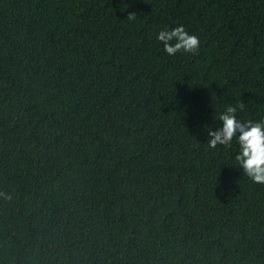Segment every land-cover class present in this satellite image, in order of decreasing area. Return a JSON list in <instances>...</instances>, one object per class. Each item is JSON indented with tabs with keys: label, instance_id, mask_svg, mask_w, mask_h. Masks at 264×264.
I'll return each instance as SVG.
<instances>
[{
	"label": "trees",
	"instance_id": "obj_1",
	"mask_svg": "<svg viewBox=\"0 0 264 264\" xmlns=\"http://www.w3.org/2000/svg\"><path fill=\"white\" fill-rule=\"evenodd\" d=\"M240 101L264 0H0V264H264V185L207 145Z\"/></svg>",
	"mask_w": 264,
	"mask_h": 264
},
{
	"label": "clouds",
	"instance_id": "obj_2",
	"mask_svg": "<svg viewBox=\"0 0 264 264\" xmlns=\"http://www.w3.org/2000/svg\"><path fill=\"white\" fill-rule=\"evenodd\" d=\"M129 20L136 18L135 13H130ZM163 44L164 52L169 56L183 52L196 54L200 48L198 36L189 34L183 26L171 30H161L157 36ZM243 101L236 106H227L220 114L219 121L222 127L219 130H209L210 140L208 146L215 149L218 145L231 147L233 139L237 140L239 153L235 156L239 168L253 183L264 185V120L259 122H242L237 118L238 110H242ZM0 199L9 201L10 193L0 191Z\"/></svg>",
	"mask_w": 264,
	"mask_h": 264
}]
</instances>
